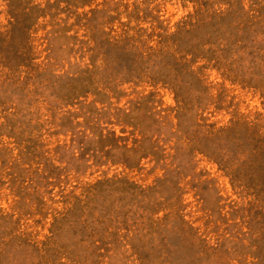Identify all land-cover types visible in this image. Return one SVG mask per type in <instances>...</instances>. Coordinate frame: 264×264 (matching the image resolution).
Masks as SVG:
<instances>
[{"label":"rangeland","instance_id":"1","mask_svg":"<svg viewBox=\"0 0 264 264\" xmlns=\"http://www.w3.org/2000/svg\"><path fill=\"white\" fill-rule=\"evenodd\" d=\"M0 264H264V0H0Z\"/></svg>","mask_w":264,"mask_h":264}]
</instances>
